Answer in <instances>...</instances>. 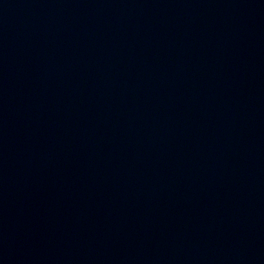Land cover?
I'll return each mask as SVG.
<instances>
[{
    "label": "water",
    "instance_id": "obj_1",
    "mask_svg": "<svg viewBox=\"0 0 264 264\" xmlns=\"http://www.w3.org/2000/svg\"><path fill=\"white\" fill-rule=\"evenodd\" d=\"M0 264H264V0H0Z\"/></svg>",
    "mask_w": 264,
    "mask_h": 264
}]
</instances>
